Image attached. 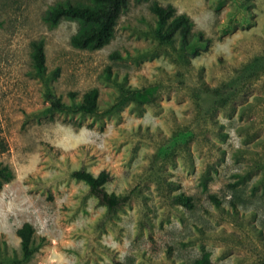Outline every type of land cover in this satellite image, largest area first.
Returning <instances> with one entry per match:
<instances>
[{
	"label": "rangeland",
	"instance_id": "374dc122",
	"mask_svg": "<svg viewBox=\"0 0 264 264\" xmlns=\"http://www.w3.org/2000/svg\"><path fill=\"white\" fill-rule=\"evenodd\" d=\"M156 1L193 21L186 47L159 39ZM68 2L95 5L0 0V264H264V63L234 94L201 91L264 52V0H131L98 49L73 44L91 24L47 20ZM95 87L97 112L75 109ZM81 168L132 200L108 216Z\"/></svg>",
	"mask_w": 264,
	"mask_h": 264
},
{
	"label": "trees",
	"instance_id": "16d2710c",
	"mask_svg": "<svg viewBox=\"0 0 264 264\" xmlns=\"http://www.w3.org/2000/svg\"><path fill=\"white\" fill-rule=\"evenodd\" d=\"M131 0H95V5H88L83 3H59L52 7L46 18L49 23L54 26L63 18H73L80 20L83 24H91L84 32L73 38V44L81 48L98 49L111 41L115 34V26L121 13L128 8ZM142 1V0H136ZM153 12L158 17V37L162 43H170L174 40L175 35L179 32L181 35L182 45L186 47L189 44V38L193 31V21L185 14H176V7L173 4L163 5L155 2L152 5ZM115 53L113 56H116ZM34 66L38 73L43 74L46 69L47 55L45 49V41L42 39L35 43V51L33 53ZM264 63V52L255 56L248 65H244L238 69L236 74L222 81L216 86L204 84L201 91H205L210 95H223L227 89H231L234 94L236 88L243 87L247 84L259 66ZM235 90V91H234ZM75 96V93H72ZM52 108L54 110L71 109L72 106L51 94ZM99 89L97 87L86 92L84 99L75 109L86 112H97L99 105ZM73 175L79 179L84 180L89 185L91 193L96 195L102 203L107 206V214L112 217L132 200L131 193L110 192L107 189V183L112 180L113 175L108 170H103L99 174L81 168L73 172ZM12 176L8 167L0 169V186L3 185L4 180H9ZM177 201L183 202L189 207L194 206L192 196L181 192L175 195ZM214 199L218 200L216 197ZM35 228L32 223L26 222L18 229L19 235L22 237V246L25 257L33 254V235Z\"/></svg>",
	"mask_w": 264,
	"mask_h": 264
}]
</instances>
